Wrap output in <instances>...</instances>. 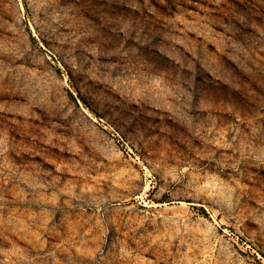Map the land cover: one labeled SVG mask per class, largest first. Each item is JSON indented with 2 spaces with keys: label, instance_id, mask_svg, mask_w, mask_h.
I'll return each instance as SVG.
<instances>
[{
  "label": "rangeland",
  "instance_id": "1",
  "mask_svg": "<svg viewBox=\"0 0 264 264\" xmlns=\"http://www.w3.org/2000/svg\"><path fill=\"white\" fill-rule=\"evenodd\" d=\"M0 264H264V0H0Z\"/></svg>",
  "mask_w": 264,
  "mask_h": 264
},
{
  "label": "trees",
  "instance_id": "2",
  "mask_svg": "<svg viewBox=\"0 0 264 264\" xmlns=\"http://www.w3.org/2000/svg\"><path fill=\"white\" fill-rule=\"evenodd\" d=\"M228 64H229V66H231V68H233V69L237 72V74L240 72V71H238V68L236 67V65H234V64L231 63L230 61H228ZM210 77H211V80H212V81H210V82H212V83H214V84H221V83H222L219 79H214L213 76H211V75H210ZM225 85H226V84H225ZM226 86H227V85H226ZM71 96H72L73 98H77L73 92H71ZM78 98H80V99H81L83 102H85L87 105L89 104L88 101H87V99L85 98V96H84L83 94H80V95L78 96Z\"/></svg>",
  "mask_w": 264,
  "mask_h": 264
}]
</instances>
